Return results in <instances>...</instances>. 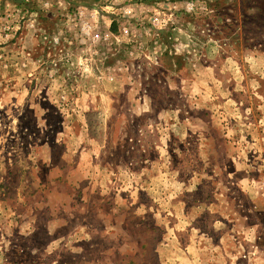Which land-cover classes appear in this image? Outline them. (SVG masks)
Here are the masks:
<instances>
[{
	"label": "rangeland",
	"instance_id": "1",
	"mask_svg": "<svg viewBox=\"0 0 264 264\" xmlns=\"http://www.w3.org/2000/svg\"><path fill=\"white\" fill-rule=\"evenodd\" d=\"M0 264H264V0H0Z\"/></svg>",
	"mask_w": 264,
	"mask_h": 264
},
{
	"label": "water",
	"instance_id": "2",
	"mask_svg": "<svg viewBox=\"0 0 264 264\" xmlns=\"http://www.w3.org/2000/svg\"><path fill=\"white\" fill-rule=\"evenodd\" d=\"M18 2H21V0H17Z\"/></svg>",
	"mask_w": 264,
	"mask_h": 264
}]
</instances>
